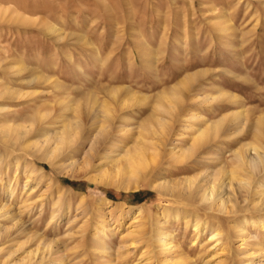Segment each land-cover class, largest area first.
Here are the masks:
<instances>
[{
  "label": "rangeland",
  "instance_id": "1",
  "mask_svg": "<svg viewBox=\"0 0 264 264\" xmlns=\"http://www.w3.org/2000/svg\"><path fill=\"white\" fill-rule=\"evenodd\" d=\"M263 156L264 0H0V264H264Z\"/></svg>",
  "mask_w": 264,
  "mask_h": 264
},
{
  "label": "bare ground",
  "instance_id": "2",
  "mask_svg": "<svg viewBox=\"0 0 264 264\" xmlns=\"http://www.w3.org/2000/svg\"><path fill=\"white\" fill-rule=\"evenodd\" d=\"M160 146V145H159ZM158 145H157V147H155L156 148V150L157 149H159V150H162V148L161 147H159ZM165 147H166V144H165ZM201 148V147H200ZM146 149V148H145ZM136 152L134 153V156L133 157H131V159L133 160V164H136L137 166H138V168H139V171L138 172H136L135 174H138L140 171H143V170H141V169H144V168H146L147 167V165L148 164H146V162L144 161V155L145 154H143L141 151H137V150H135ZM255 151V150H254ZM158 152V151H157ZM257 153H258V150H257ZM259 153H261V152H259ZM185 154V153H184ZM154 155H156V154H154ZM259 155V154H258ZM156 158H157V156H155ZM264 157V156H263ZM263 157H260V158H263ZM156 158H155V160H156ZM250 158V157H249ZM150 159H151V157H150ZM154 160V159H153ZM157 160H158V158H157ZM259 161H255V160H253V159H249L248 160V162L250 163V165L254 168L253 170L254 171H257L258 170V168H257V165H260V164H263L264 163V158L263 159H258ZM246 162H247V160H246ZM147 163H149V162H147ZM152 164H156V163H154V162H152ZM152 164H150V165H152ZM174 164V163H173ZM177 167H180V166H177ZM160 170L161 168H160V165H158V166H154V170ZM147 170V169H146ZM150 170V169H149ZM148 172V171H147ZM165 175V174H164ZM219 183H221L220 181H219ZM248 182H246V185H249V184H247ZM191 185H192V183H190ZM241 184V183H240ZM242 185L244 186L245 184L244 183H242ZM241 185V186H242ZM245 185V186H246ZM221 187H222V185H220ZM247 187V186H246ZM245 188V187H244ZM190 189V188H189ZM219 189H221L220 187L218 188L217 187V185H214L213 187H211V189H206V190H204L203 188H200V189H198L199 191H203V200L204 201H211V206L213 207V206H221L220 208H222V207H224V205H226V204H229V198H223V194L221 195V192H219ZM207 190H208V192H207ZM190 194H192V192L190 193ZM191 197H192V195H191ZM231 202V201H230ZM8 207H10V206H8V204H6V205H4V206H2V205H0V217L2 218V219H4L5 217H6V210L8 209ZM233 208V207H232ZM10 209V208H9ZM227 208H225V210H226ZM224 210V209H223ZM230 210V209H229ZM7 219V218H6ZM5 220V219H4ZM159 235V234H158ZM169 236H170V234H169ZM162 241V247H164V249L165 248H171L170 246H172V237H169V238H166V239H159L158 240V242H161ZM171 249H173V248H171Z\"/></svg>",
  "mask_w": 264,
  "mask_h": 264
}]
</instances>
